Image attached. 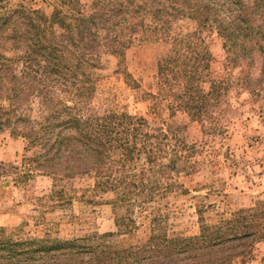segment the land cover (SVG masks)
Returning <instances> with one entry per match:
<instances>
[{"label": "rangeland", "instance_id": "1", "mask_svg": "<svg viewBox=\"0 0 264 264\" xmlns=\"http://www.w3.org/2000/svg\"><path fill=\"white\" fill-rule=\"evenodd\" d=\"M115 1L0 0V17L8 18L3 28L0 19V51L7 57L19 55V7L47 17L45 24L38 23L48 37L53 32L55 38H61L62 32L49 19L56 8L77 11V15L118 14L134 23L153 21L152 13L145 18L137 15L130 0H120L124 3L121 10ZM194 1L202 6L207 1L216 4L207 12L215 19L213 27L211 23L199 27L196 14L175 13L169 17L173 27L167 31V40L157 39L141 27L131 29L123 55L101 52L100 65L93 70L98 89L82 96L80 103L84 110L98 115L114 109L135 114L146 118L152 131L167 132L164 160L175 157L172 149L176 138L196 147L190 162L180 161L182 167L175 172V183L168 192L152 199L146 196L145 200L135 191L127 194L120 187L97 186L96 178L87 174L56 181L51 172L54 168L38 161L40 149L26 148L19 123H3L5 116H0V229L7 241L16 244L17 251L19 241L28 242L24 246L31 248L33 239L93 237L85 242L93 244L98 236L115 233L108 237L114 248L141 246L137 254L148 256L157 239L166 242L163 239L194 237L202 231L201 220L206 225L218 224L239 209L247 211L264 201V99L249 92L264 83V53L259 48L264 39L250 35L253 30L248 35L239 32L245 24L239 21L241 5L247 6L244 17L248 23L258 27L264 24V4L261 7L260 0ZM196 28H201L199 36L192 35L191 44L203 53L205 61L200 81L197 77L195 83L209 91L213 80H223L227 90L213 97L216 106L211 114L191 118L189 111L193 109L182 100L186 79L170 88L161 82L158 72L160 60L175 52L176 37L191 34ZM185 47L182 55L189 52L188 45ZM26 48L23 45L20 50ZM245 49L251 53L247 55ZM17 65L16 73L19 62ZM4 91L9 93L8 88ZM7 95L0 96L3 104L19 105V98L6 99ZM242 249L248 250L243 264H264V238L250 237L236 248ZM7 259L19 264V256ZM235 264L241 263L236 260Z\"/></svg>", "mask_w": 264, "mask_h": 264}, {"label": "trees", "instance_id": "2", "mask_svg": "<svg viewBox=\"0 0 264 264\" xmlns=\"http://www.w3.org/2000/svg\"><path fill=\"white\" fill-rule=\"evenodd\" d=\"M149 1L130 0L137 15L145 18L152 13L153 23L143 20L134 23L128 17L111 13L77 15V11L67 13L56 8L49 19L62 29L61 38H55L53 32L50 37L46 35L42 23L38 22L45 24L47 17L19 7V55L7 57L0 51V96L8 94L6 99L19 98V105H5L0 100V116H5L3 123H19L18 132L26 139V148L40 149L38 161L54 168L51 172L56 181L87 174L96 178L97 186L120 187L127 194L135 191L146 200V196L152 199L168 192L175 183L172 182L175 172L182 167L180 161L190 162L188 159L196 147L179 138L175 139L172 149L175 157L164 160L165 140L169 136L162 130L152 131L146 118L119 109L98 115L80 105L82 96L98 89L93 70L100 65L101 52L123 55L133 33L131 29L141 27L144 32L157 35V39L167 40V31L173 27L169 17L175 13L196 14L199 27L206 28L208 23L214 26L215 19L207 13L209 9L214 10V3L207 1L202 6L196 5L194 0H151L149 5ZM115 2L121 10L124 3ZM263 4L264 0H260L261 7ZM240 8L242 20L239 18V21L245 24L239 32L248 35L253 30L250 35L263 40L264 24L254 27L244 17L247 6ZM0 19L3 28L8 18ZM200 29L176 37L175 52L160 60L158 72L161 82L164 80L170 88L186 79L182 85V100L193 109L189 111L191 118L211 114V108L216 106L213 97L227 90L223 80H213L209 91L195 83L197 77L200 81L205 58L203 53L196 52L191 37L199 36ZM23 45L27 48L20 50ZM185 45L189 52L182 55ZM259 48L264 53V45L259 43ZM247 50L249 55L251 51ZM18 62L20 69L16 73ZM4 88H8L9 93H5ZM249 92L264 99V83ZM210 124L217 125V121ZM57 193L63 195L62 191ZM200 224L199 235L163 239L166 242L157 239L153 252L142 257L137 254L141 246L114 248L108 237L115 233L100 235L93 244L85 243L93 237L33 239L31 248L24 246L28 242L19 241L17 251L16 244L7 241L0 229V264H15L8 256L13 260L19 256V264H235L236 260L243 264L248 250L236 248L250 237L264 238V201L247 211L239 209L232 218H223L218 224L206 225L202 220Z\"/></svg>", "mask_w": 264, "mask_h": 264}]
</instances>
